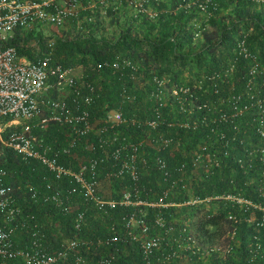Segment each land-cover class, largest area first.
<instances>
[{
    "label": "trees",
    "instance_id": "obj_1",
    "mask_svg": "<svg viewBox=\"0 0 264 264\" xmlns=\"http://www.w3.org/2000/svg\"><path fill=\"white\" fill-rule=\"evenodd\" d=\"M93 1L95 7L102 5ZM108 1L114 2L106 6L110 11L133 0ZM142 1L157 8L154 19L142 11L132 13L117 34L109 37L93 34L92 8H81L90 0H78L76 15L67 18L74 28L80 27L76 20L83 17L86 32L51 37L37 33L31 44L28 39L34 33L18 26L5 42L28 59L48 55L49 65L79 67L78 80L91 86V100L86 104L93 128L87 134L90 140L104 125L103 134L114 135L115 142L124 145L122 153L130 151L129 144H137L136 179L126 174L105 175L110 169L108 155L97 170L104 196L117 198L128 189L133 198L153 200L167 191L164 200L170 204L141 206L148 234L161 236L151 264H176L180 256L187 257L186 264H264V227L245 219L250 212L258 216L260 209L239 206L224 197L231 192L251 203L264 200V162L255 150L264 141L256 128L261 114L264 121L256 101L264 98V73L248 74L253 62L264 64V0ZM48 39H52L51 46L46 44ZM240 39L245 56L236 46ZM153 76L164 81L157 87L163 89L159 98L154 96ZM173 86L187 89L173 94ZM48 94H55L53 87ZM71 95L78 98L68 94L70 106ZM235 107L242 110L231 116ZM111 108H118L124 119L109 126L104 115ZM156 111L155 127L142 123ZM221 112L228 117L221 119ZM26 123L32 134L50 146L61 145L67 138L65 124L48 120L39 125L35 118ZM162 137L169 139L164 147L159 143ZM77 152L80 156L100 153L84 146ZM196 154L201 157L195 158ZM158 158L163 160L162 168ZM57 159L65 165L76 164V159L64 153H58ZM0 166L6 170L3 182L20 207L6 221L14 246L29 247L37 238L41 247L52 250L74 238L89 264H95L94 258L101 253H113V264L142 263L139 243L125 227L128 214L138 212V207L116 204L103 210L88 204L79 208L80 195L65 191L57 203L49 195L72 184L68 178L55 177L38 160H24L8 147L0 148ZM193 197L197 201L185 202ZM70 203L76 205L70 207ZM79 210L83 212L80 218ZM230 212L235 214L233 219L227 217ZM156 215L162 217V225L155 222ZM114 232L118 237L111 240ZM98 237L101 240L96 242ZM223 245L229 246L228 252L217 247ZM168 250H173L172 256L162 259L161 253ZM9 263L23 264L19 257Z\"/></svg>",
    "mask_w": 264,
    "mask_h": 264
},
{
    "label": "built area",
    "instance_id": "obj_2",
    "mask_svg": "<svg viewBox=\"0 0 264 264\" xmlns=\"http://www.w3.org/2000/svg\"><path fill=\"white\" fill-rule=\"evenodd\" d=\"M98 1L102 2L103 0ZM77 2L78 0H0V148H11L18 152L24 160L30 158L38 160L55 177H67L72 184L63 190L58 188L49 195L57 203L61 202L65 191L66 194L75 192L80 195L79 208H85L88 204L103 210L116 204L138 207V212H130L127 216L126 233L139 243L141 264H151L150 259L155 253L154 249L160 245L161 236L148 234L141 206L170 204L171 202L164 200L167 191H163L153 200L137 196L133 198L128 189L121 191L117 198L104 196L100 193L102 178L98 176L97 170L98 165L104 159L103 157L108 155L111 159L110 169L103 172L105 175L119 177L126 174L130 178L136 179L138 175L135 163L137 144H129L130 151L122 153L124 145L115 142L114 135H104L107 128L104 125L97 128L99 133L93 140H90L87 134L93 128L86 104L91 100L89 94L91 86L78 80L79 76L74 74L73 67H63L59 63L49 65L47 63L48 55L28 59L25 55L19 54L12 44L5 42L12 30L18 26L38 22L49 23L53 26L62 24L67 17L76 15ZM46 44L51 46L52 39H48ZM236 46L240 53L244 56L247 55L242 39L238 40ZM256 71L264 73V64L253 62L248 68V74H255ZM152 80L156 86L154 96L159 98L163 89H157V87L163 86L164 81L154 76ZM81 86L87 89L86 92H81ZM52 87L55 94L49 95L48 89ZM186 89L182 86H173L170 91L177 94L178 91L184 92ZM71 93L78 96L75 99L71 95L72 106L66 103V96ZM261 99L258 98L256 101L259 111L263 113L264 98ZM235 108L231 116L237 115L242 110V107ZM219 116L221 119L228 117L224 112H221ZM30 118H35L39 125L48 120L65 124L67 137L65 142L61 145L50 146L31 133L28 123L23 127L9 128V126L15 125L19 119ZM123 119L118 108L108 109L104 115L105 123L109 126L119 123ZM158 121V111H156L154 116L145 117L142 123L153 128ZM263 126L264 121L261 114L256 127L260 135L264 134ZM159 140L161 147H164L169 141L167 137H162ZM80 146H84L89 152L99 150L100 153L99 155H90L89 153L86 156H80L77 152V148ZM255 150L258 152V158L264 162V141L257 144ZM58 153L73 157L76 159V164L72 166L61 163L57 159ZM195 156L197 159L201 157L199 154ZM205 156L207 155L205 154ZM157 164L160 168L164 166L161 158L157 159ZM5 175L6 170L0 166V218H2V222H0V264H11L9 261L16 257H19L23 264H89L86 257L78 250L77 241L74 238L52 250L41 247L37 238L32 239L29 247L13 245L12 230L6 226V221L18 214L20 207L15 202L10 187L3 182ZM261 194L264 197V188L261 189ZM224 197L235 200L239 206L249 204L260 209L258 216L250 212L245 219L253 221L256 226L264 227V200L251 203L242 196L231 192L224 194ZM188 201H197V198L185 200V202ZM75 205V203L68 204L70 207ZM82 214V210L77 211L79 218ZM234 216L235 214L232 212L227 215L229 219H233ZM155 222L162 225V217L156 215ZM117 237L115 232L109 236L111 240H115ZM100 240L99 237L95 239L96 242ZM217 247L221 249V252L229 251L227 245ZM172 254L173 250L162 252L161 258L167 260ZM113 256V253H101L93 261L95 264H113Z\"/></svg>",
    "mask_w": 264,
    "mask_h": 264
},
{
    "label": "rangeland",
    "instance_id": "obj_3",
    "mask_svg": "<svg viewBox=\"0 0 264 264\" xmlns=\"http://www.w3.org/2000/svg\"><path fill=\"white\" fill-rule=\"evenodd\" d=\"M164 1H168V0H164ZM143 2L144 1L141 2V0H133L130 3H127V5H122V6L120 5L118 8L113 9V10L111 9L110 11H108L106 9V6L109 4H112V6H114L113 5L114 2L103 0V2H100V4L102 5L95 7L94 1L90 0V2L86 3V5H81V8H83V6L92 8L90 10V16L92 20L94 19V22H95L94 23L95 31L93 32V34L95 36L103 35L105 37H109L110 35L117 34L119 29L125 25V20L132 13H135V12L138 13L139 11H142L144 14H146L145 16H147V18H151V20L154 19L155 15L157 14V11H156L157 8L153 7L152 5L148 3L143 5ZM186 2L188 4H191L193 0H188ZM82 18L83 17L81 18L78 17V19L76 20V23L78 22V20L80 21V27H74V28L70 24L68 18L65 19L63 23L58 26H53L45 22H38V23L26 24L20 27L26 28L28 29V31H32L34 33L31 35L32 37L28 39L29 43L33 44L35 42L34 36L37 33L40 34V36L42 37H46V36L51 37L54 34L61 35V36H71L73 34H77V32L79 33L86 32L87 28L83 27L81 24ZM137 18H138L137 21H140L141 18L140 17H137ZM143 27L144 26L141 24L140 30H142ZM72 71L74 72V74L79 76V72H80L79 67H73ZM25 124H27L25 119H19L18 122H16V124L13 125V127L14 126L23 127L25 126ZM101 195L103 194L101 193Z\"/></svg>",
    "mask_w": 264,
    "mask_h": 264
},
{
    "label": "crops",
    "instance_id": "obj_4",
    "mask_svg": "<svg viewBox=\"0 0 264 264\" xmlns=\"http://www.w3.org/2000/svg\"><path fill=\"white\" fill-rule=\"evenodd\" d=\"M182 256H183V255H182ZM186 258H187V257H185V256H183V257L180 256V257L178 258V262H177V264H186V263H184V260H186Z\"/></svg>",
    "mask_w": 264,
    "mask_h": 264
}]
</instances>
